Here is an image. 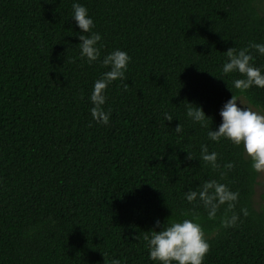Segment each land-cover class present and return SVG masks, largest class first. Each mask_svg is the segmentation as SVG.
<instances>
[{
	"label": "trees",
	"instance_id": "obj_1",
	"mask_svg": "<svg viewBox=\"0 0 264 264\" xmlns=\"http://www.w3.org/2000/svg\"><path fill=\"white\" fill-rule=\"evenodd\" d=\"M73 2L102 37L92 64L80 56ZM255 4L0 0V264H154L145 236L159 231L155 221L193 216L210 244L203 264H264L258 174L242 145L207 136L232 94L264 112V89L241 93L232 86L238 74L221 71L228 49L264 44V12ZM116 49L131 59L124 80L106 89L110 118L101 125L88 97L108 71L103 57ZM253 56L254 66L264 65V56ZM189 104L211 118L207 127L186 116ZM201 145L217 153V168L200 159ZM210 179L239 193L232 228L221 227L224 207L209 220L184 199Z\"/></svg>",
	"mask_w": 264,
	"mask_h": 264
},
{
	"label": "clouds",
	"instance_id": "obj_2",
	"mask_svg": "<svg viewBox=\"0 0 264 264\" xmlns=\"http://www.w3.org/2000/svg\"><path fill=\"white\" fill-rule=\"evenodd\" d=\"M255 6L259 12H264V0H256ZM71 20L75 21V25L81 33L77 36L81 58L89 64L96 62L101 55L98 44L102 37L99 33L92 31L94 22L86 7L73 2ZM253 52L264 56V44L250 43L247 48H242L239 51L230 48L224 53L227 59L222 65V74H238L239 78L232 80V86L241 93L253 87L264 89V65L260 67L253 65ZM130 59L125 51L119 49L113 50L103 57L101 64L108 68V71L93 82L92 91L88 97L92 105L89 110L90 115L97 124L107 125L109 123L110 112L105 111L103 107L106 102L105 92L112 82L124 80ZM189 105L186 116L194 124H199L202 128L207 127L206 121L211 118L206 116L202 107ZM219 116L221 123L216 130L210 129L207 132L208 139L218 142L223 138L235 146L242 145L253 173H264V112L244 105L237 96L232 94L221 107ZM163 119L167 122L173 121L172 116L167 112L163 113ZM174 131L177 134L181 133L182 127L179 123ZM187 154V159L193 160L192 156ZM200 159L213 169L218 167L217 153L209 152L206 145H201ZM225 167L231 169L233 165L229 163ZM238 197V192L232 191L226 184L212 179L198 185L196 190H188L184 193V199L188 203H198L203 207L209 220H215L218 211L224 207L226 214L220 221L223 228H232L237 224L239 216L234 209ZM227 213H231V215H227ZM241 213L244 216L248 215L247 209H241ZM155 228H158L159 231L150 230V236H145L148 259L154 264H203L210 244L198 222V217L193 216L192 219L164 222L163 224L157 220ZM111 264H120V262L113 259Z\"/></svg>",
	"mask_w": 264,
	"mask_h": 264
},
{
	"label": "rangeland",
	"instance_id": "obj_3",
	"mask_svg": "<svg viewBox=\"0 0 264 264\" xmlns=\"http://www.w3.org/2000/svg\"><path fill=\"white\" fill-rule=\"evenodd\" d=\"M238 98L241 100V102L244 105L250 106L247 103V101L242 96H240ZM238 106H239V104H238ZM250 107H252V106H250ZM252 108L254 110H258V109L254 108V107H252ZM263 196H264V173H259L258 174V178H257V182H256V186L254 188V195H253V201H254L255 206H258L262 202V197Z\"/></svg>",
	"mask_w": 264,
	"mask_h": 264
}]
</instances>
